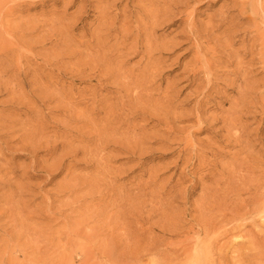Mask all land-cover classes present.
Instances as JSON below:
<instances>
[{
  "label": "rangeland",
  "instance_id": "rangeland-1",
  "mask_svg": "<svg viewBox=\"0 0 264 264\" xmlns=\"http://www.w3.org/2000/svg\"><path fill=\"white\" fill-rule=\"evenodd\" d=\"M204 263L264 264V0H0V264Z\"/></svg>",
  "mask_w": 264,
  "mask_h": 264
},
{
  "label": "bare ground",
  "instance_id": "bare-ground-1",
  "mask_svg": "<svg viewBox=\"0 0 264 264\" xmlns=\"http://www.w3.org/2000/svg\"><path fill=\"white\" fill-rule=\"evenodd\" d=\"M233 217H234V216H233ZM236 217H237V215H236ZM236 217H235V218H236ZM227 219H228V218H227ZM236 219H237V218H236ZM230 221H231V220H230ZM232 228H233V227H232ZM233 229H234V228H233ZM229 230H230V229H229ZM225 231L228 232V229H226ZM223 233H224V232H223ZM220 244H221V243H220ZM221 245H222V244H221ZM226 246H227V245H226ZM228 247H230V246H228ZM219 249H220V248H219ZM223 249H224V248H223ZM223 249H222V250H223ZM217 250H218V249H217ZM225 255H226V254H225ZM210 263H211V262H210ZM204 264H205V263H204ZM212 264H213V263H212Z\"/></svg>",
  "mask_w": 264,
  "mask_h": 264
}]
</instances>
